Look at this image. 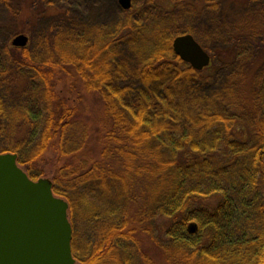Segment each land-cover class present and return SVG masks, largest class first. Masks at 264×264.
<instances>
[{
	"label": "trees",
	"instance_id": "trees-1",
	"mask_svg": "<svg viewBox=\"0 0 264 264\" xmlns=\"http://www.w3.org/2000/svg\"><path fill=\"white\" fill-rule=\"evenodd\" d=\"M59 1L0 0V83L26 67L34 103L4 114L0 153L32 180L47 175L49 149L67 159L48 178L68 203L77 264H155L143 234L167 264H264V0H133L105 25L102 9L82 18ZM20 32L40 35V56L9 45ZM182 33L212 48L203 71L171 50ZM67 67L111 122L90 165L73 161L87 141L76 104L53 91ZM211 80L204 102L196 92ZM76 213L94 233L83 249Z\"/></svg>",
	"mask_w": 264,
	"mask_h": 264
},
{
	"label": "water",
	"instance_id": "water-1",
	"mask_svg": "<svg viewBox=\"0 0 264 264\" xmlns=\"http://www.w3.org/2000/svg\"><path fill=\"white\" fill-rule=\"evenodd\" d=\"M132 1L118 0V4L128 10ZM28 42L29 35L20 32L11 45L21 48ZM171 50L196 71L211 62L192 34L175 36ZM16 158V154L0 153V264H77L71 253L68 203L52 192L49 178L32 180Z\"/></svg>",
	"mask_w": 264,
	"mask_h": 264
},
{
	"label": "rangeland",
	"instance_id": "rangeland-1",
	"mask_svg": "<svg viewBox=\"0 0 264 264\" xmlns=\"http://www.w3.org/2000/svg\"><path fill=\"white\" fill-rule=\"evenodd\" d=\"M55 1L60 2L59 0ZM66 1L75 5L74 11H76V14L82 18L88 15V13L90 12L89 10H93L92 14H94V12H97L96 10L100 11V9H102L106 14L105 16L100 15L99 17V21L102 25L113 23L121 13V8L119 7V5L117 4V7L114 5L115 0ZM105 19L106 21H104ZM195 29V36L201 41H207V38H205V33L202 31L199 32L197 24H195ZM176 31L180 33L184 30L177 29ZM12 38L8 42L9 45H11ZM203 43L208 48L207 42ZM27 46L29 48L31 56H40L39 54L43 51V45L40 35L38 33H35L33 37L31 36ZM210 51H212V48L209 47L208 53ZM5 63L6 58L0 55V75L1 73L5 72L4 70L7 69ZM24 68L25 69H22V71L15 72L12 76H10L9 84L6 81V84L0 83V100L2 104L1 125L3 123H6V120L4 119V114H9L13 108H20L23 107L25 104H29L32 107L34 106L30 92L26 91L27 88L24 87V84L26 83V80L28 78L27 76L29 75L27 68ZM67 69V71H64L54 77L53 91L56 93L60 92L62 94L61 96L67 98L71 104L72 102L76 104V122L86 128L87 141L85 143L84 151L82 150L80 152V155H78L73 161L74 164L77 166H79L83 160L87 161L90 165V162L98 160L100 156L102 147L101 145L104 141L103 135L107 130H109L111 122L110 118H108V116H106L105 114L101 96L95 91H86L81 79L74 72V69L72 67H67ZM217 81L219 80L209 81L208 84L205 86V89L201 88L198 90V92H196V96L206 94L204 95L205 102L207 98L211 97L210 94L214 91V82ZM196 87L199 88L200 84L194 83L191 88L193 91H195L194 89ZM192 90H190V93L188 92V90L185 91L189 93L187 96H193L194 92ZM3 147L4 144L2 142V135H0V150L3 149ZM56 156L57 153L53 149H49L45 154L44 170L47 172V175L45 176L47 178H52V171L55 168L62 167L67 160L66 158L57 159ZM78 211L79 210L77 208L76 212ZM76 218L78 228L76 230L77 238L75 239L74 246H76V248L78 249H83V246L86 242L85 239H88L91 236L93 237L94 233L91 229V224L86 223L83 214H77ZM156 221L157 224H159L162 228L166 227L167 220H165L164 218H157ZM102 227L103 226L101 223L97 225L96 233L98 235H100ZM140 237H142V247L144 248L146 253H149L152 259L155 261V264H167L164 261L162 253L157 250L153 242L150 241L149 237L145 234L141 235Z\"/></svg>",
	"mask_w": 264,
	"mask_h": 264
},
{
	"label": "flooded vegetation",
	"instance_id": "flooded-vegetation-1",
	"mask_svg": "<svg viewBox=\"0 0 264 264\" xmlns=\"http://www.w3.org/2000/svg\"><path fill=\"white\" fill-rule=\"evenodd\" d=\"M29 40H30V36H29Z\"/></svg>",
	"mask_w": 264,
	"mask_h": 264
}]
</instances>
